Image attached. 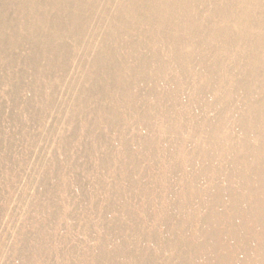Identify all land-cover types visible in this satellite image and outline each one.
Returning a JSON list of instances; mask_svg holds the SVG:
<instances>
[{"label":"bare ground","instance_id":"1","mask_svg":"<svg viewBox=\"0 0 264 264\" xmlns=\"http://www.w3.org/2000/svg\"><path fill=\"white\" fill-rule=\"evenodd\" d=\"M2 220L0 264H264V0H0Z\"/></svg>","mask_w":264,"mask_h":264},{"label":"rangeland","instance_id":"2","mask_svg":"<svg viewBox=\"0 0 264 264\" xmlns=\"http://www.w3.org/2000/svg\"><path fill=\"white\" fill-rule=\"evenodd\" d=\"M48 156L50 157V154H48ZM22 178H26L25 176H23ZM84 178V177H83ZM34 193V190L32 189V190H30L29 191V194L31 195V194H33ZM6 223V221L4 220H2V221H0V232H2V228H3V226H4V224ZM19 225V224H18ZM14 236V233H12L11 234V237H13Z\"/></svg>","mask_w":264,"mask_h":264}]
</instances>
